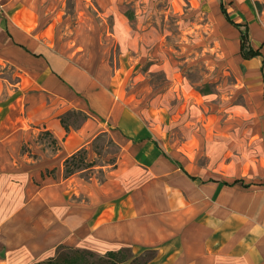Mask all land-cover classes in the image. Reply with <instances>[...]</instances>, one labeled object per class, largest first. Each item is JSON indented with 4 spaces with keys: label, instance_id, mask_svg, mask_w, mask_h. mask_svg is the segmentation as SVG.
I'll use <instances>...</instances> for the list:
<instances>
[{
    "label": "rangeland",
    "instance_id": "obj_1",
    "mask_svg": "<svg viewBox=\"0 0 264 264\" xmlns=\"http://www.w3.org/2000/svg\"><path fill=\"white\" fill-rule=\"evenodd\" d=\"M224 2L234 21L248 23L251 43L264 55V0ZM1 20L5 95H26L28 105L44 98L46 58L74 83L71 93L87 96L90 86L104 87L114 102L115 116L104 120L86 103L107 131L82 149L72 174L66 160L56 164L54 177L58 171L72 177L77 189L71 202L96 209L138 190L140 204L166 225L187 229L217 208L221 186L191 180L184 171L202 179L264 181V57H242L239 29L219 0H0ZM8 27L28 50L8 37ZM35 126L22 150L49 164L59 149L41 124ZM245 188L238 184L226 196ZM131 261L123 264L137 263Z\"/></svg>",
    "mask_w": 264,
    "mask_h": 264
},
{
    "label": "crops",
    "instance_id": "obj_2",
    "mask_svg": "<svg viewBox=\"0 0 264 264\" xmlns=\"http://www.w3.org/2000/svg\"><path fill=\"white\" fill-rule=\"evenodd\" d=\"M8 29V37L28 50L24 39ZM43 61L44 98L33 105L25 103L26 95L17 100L12 92L5 95L0 81V264H36L55 257L58 247L65 244L98 254L126 247L135 256L154 250L155 256L145 264H264V181L250 182L241 177L236 179L243 181L233 183L234 179L226 184L216 177L202 179L184 171L172 158L189 179L221 186L217 208L208 213V219L186 229L166 225L155 210L140 204L138 190L115 204L95 209L92 203L70 201L77 192L72 177L60 171L57 178L43 177L47 168L88 148L107 131L87 111L86 103L103 120L115 116L114 102L104 87L90 86L87 96L71 93L74 83L59 75L46 58ZM76 95L85 103L77 101ZM72 109L88 113L89 118L67 134L60 116ZM37 124L61 144L49 164H37L22 150ZM129 139L151 140L158 146L148 137ZM238 184L246 188L237 197L226 196L229 188Z\"/></svg>",
    "mask_w": 264,
    "mask_h": 264
},
{
    "label": "trees",
    "instance_id": "obj_3",
    "mask_svg": "<svg viewBox=\"0 0 264 264\" xmlns=\"http://www.w3.org/2000/svg\"><path fill=\"white\" fill-rule=\"evenodd\" d=\"M219 5L222 13L225 15V17L239 29L240 32V53L243 58L250 59L253 57H261L263 58V52L261 51V48L254 47L250 40V34H249V26L247 22H236L234 19H232L229 15L228 9L225 5L224 0H219ZM128 16H132L131 14H128ZM264 80V78H263ZM82 115L81 120L86 121L89 117V114L82 111V110H68L67 112L63 113L60 116V120L62 125L64 126L66 133L68 134L72 128H77L80 126V123L78 121V116ZM48 134L52 135V146L55 149H59L60 145L58 144V140L53 136V134L49 131H46ZM83 152V150L78 151L77 153L73 154L72 156L68 157L66 159V172L67 174H72L76 166L72 167L71 164H78L79 160H83L84 156L81 158H77L78 155ZM86 152V150H84ZM73 160V162H72ZM77 160V161H76ZM70 163V165H68ZM177 164H179L178 161H176ZM80 164V163H79ZM78 164V165H79ZM181 167L182 165L179 164ZM183 168V167H182ZM57 170V167L53 168H47L45 172H43V177L46 176H52L55 175V172ZM183 170H185L183 168ZM187 172V171H186ZM191 176V175H190ZM193 179L197 178L195 176H191ZM243 181L242 179H236L233 181V183H237ZM224 183H229L227 181H224ZM61 249H66V251H61ZM132 249L130 247L123 248V250L118 251H108L105 254H97L94 251L88 250V249H79V248H69L64 245H60L59 249L57 251V255L55 257H52L46 261H41L36 264H123L124 262L128 261L130 258H132L133 263L137 261L136 264H145L147 263L151 258L155 256V251H153V254L151 256H147L145 258L138 256H133L131 253L129 255V252ZM123 251H128L127 256H121V253ZM98 260H92V258L97 257ZM148 258V259H147Z\"/></svg>",
    "mask_w": 264,
    "mask_h": 264
}]
</instances>
